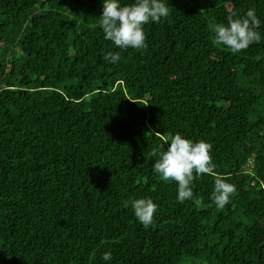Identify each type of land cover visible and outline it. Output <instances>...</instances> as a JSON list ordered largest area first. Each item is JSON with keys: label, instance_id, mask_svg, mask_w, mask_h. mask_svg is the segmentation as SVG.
I'll return each instance as SVG.
<instances>
[{"label": "trees", "instance_id": "trees-1", "mask_svg": "<svg viewBox=\"0 0 264 264\" xmlns=\"http://www.w3.org/2000/svg\"><path fill=\"white\" fill-rule=\"evenodd\" d=\"M164 3L148 46L121 50L102 0H0V264H264V38L214 40L250 8L264 37V0ZM177 133L211 145L183 203L152 167ZM148 197L145 227L130 201Z\"/></svg>", "mask_w": 264, "mask_h": 264}, {"label": "clouds", "instance_id": "clouds-1", "mask_svg": "<svg viewBox=\"0 0 264 264\" xmlns=\"http://www.w3.org/2000/svg\"><path fill=\"white\" fill-rule=\"evenodd\" d=\"M102 4V15L98 18V23L103 37L121 50L146 48L148 45L144 25L160 23L169 16V6L164 0H132L127 4L121 0H102ZM260 23L255 9L251 8L243 18L229 17L226 24L214 26L215 44L237 54L264 38L261 32L257 31ZM104 60L115 65L120 60V55L118 52H110L104 56ZM210 153L211 145L204 140L193 141L177 133L170 138L165 151L153 150L152 155L156 157L152 165L153 172L164 181L176 182V199L183 203L193 198L194 174L199 176L211 173ZM235 191L233 184L217 178L212 194L213 202L222 209ZM130 207L138 222L147 227L154 222V215L159 206L148 197L132 199ZM102 259L105 264H110L112 253H103Z\"/></svg>", "mask_w": 264, "mask_h": 264}, {"label": "built area", "instance_id": "built-area-1", "mask_svg": "<svg viewBox=\"0 0 264 264\" xmlns=\"http://www.w3.org/2000/svg\"><path fill=\"white\" fill-rule=\"evenodd\" d=\"M249 163H251V162H249Z\"/></svg>", "mask_w": 264, "mask_h": 264}]
</instances>
